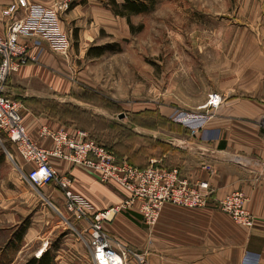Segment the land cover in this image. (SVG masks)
Masks as SVG:
<instances>
[{"label":"crops","instance_id":"crops-1","mask_svg":"<svg viewBox=\"0 0 264 264\" xmlns=\"http://www.w3.org/2000/svg\"><path fill=\"white\" fill-rule=\"evenodd\" d=\"M28 1L44 7L69 2V10L61 15V27L71 42L68 51H73V37L79 58L94 46L101 32L112 35L113 12L101 1ZM11 2L0 0V12ZM3 32L0 14V36ZM28 54L34 61L8 78L6 96L22 104V122L29 137L39 147L51 149L53 142L49 137L40 136L41 128L65 129L69 133L75 130L43 113L32 114L24 108V101H54L81 111H86L89 105L83 100V84L71 78L67 55L54 53L40 42L32 43ZM253 76L252 87L228 82L223 89L206 88L196 96L192 93L189 102L176 99L174 103L178 102L180 108L189 103L191 110L178 113L189 116L205 111L202 106L208 95L220 96L221 104L209 110L211 117L201 129H190L171 119L172 110L177 106L163 103L155 107V101L149 100L142 101L141 109L131 111L140 116L136 117L141 119L140 124L133 116L136 120L128 121V113L120 123L113 121L114 126L121 125L126 131L136 132L151 146V149L132 147L130 143L116 141L111 150L117 160H126L138 169H145L152 160L159 168H175L182 178L197 184L200 191L209 195L208 206L201 209L164 205L151 228L133 211L119 213L103 224L112 238L130 248L146 251V264H264V128L261 126L264 72L254 70ZM94 92L107 97L101 91ZM94 110V114L101 116V111ZM11 148L17 154L14 147ZM50 163L60 177L70 179L73 193L95 211L117 205L125 197L117 185L103 184L96 171L61 159L52 158ZM20 191L4 202L0 194V234L5 237L0 249L2 257L10 264H26L42 256L48 264L90 263L91 254L78 235L85 238L84 225L67 214L61 191L53 186L45 187L40 195ZM233 192H242L247 198L252 227L235 224L217 209L218 202ZM25 220L29 221L28 226L23 223Z\"/></svg>","mask_w":264,"mask_h":264},{"label":"rangeland","instance_id":"rangeland-1","mask_svg":"<svg viewBox=\"0 0 264 264\" xmlns=\"http://www.w3.org/2000/svg\"><path fill=\"white\" fill-rule=\"evenodd\" d=\"M91 1H101L113 12L112 35L101 32L90 47L104 50L99 57H93L94 51L79 58L73 37V51L67 52L71 78L83 84L82 96L89 108L81 111L47 100L24 101L23 106L64 127L85 131L109 149L116 141L151 149L136 132L113 124L120 123L119 116L127 113L128 121L137 119L135 122L140 124L141 119L136 118L140 116L131 111L141 109L142 101H155V107L163 103L177 106L171 113L175 120L178 113L191 110L189 103L178 107L176 99L189 102L192 93L196 96L206 88L223 89L228 82L252 87L254 70L264 72V0H130L137 5V13L120 8L124 0H114L117 7L111 5L112 0ZM94 109L101 111V116L94 114ZM21 164L19 155L0 132L3 202L20 190L40 195L44 189L37 192L30 187L23 178L26 171L21 170ZM28 222L23 221L26 225ZM0 236L1 249L5 237ZM1 253L0 264H10Z\"/></svg>","mask_w":264,"mask_h":264},{"label":"built area","instance_id":"built-area-1","mask_svg":"<svg viewBox=\"0 0 264 264\" xmlns=\"http://www.w3.org/2000/svg\"><path fill=\"white\" fill-rule=\"evenodd\" d=\"M69 8L67 1L44 7L28 0H12L1 10L4 32L0 36V132L22 160L25 169L21 170L26 171L22 173L23 178L32 189L38 192L53 186L61 191L67 214L76 223L84 225L85 238L78 235L89 250L93 264H146V251L130 248L112 238L103 224L119 213L133 211L147 228H151L164 205L201 209L208 206L209 195L200 191L197 184L182 178L175 168H159L152 160L145 169H138L126 160H117L110 149L82 130L69 133L65 129L50 131L41 128L40 136L49 137L53 142L51 149L41 148L25 130L22 104L6 96L8 78L34 61L28 54L32 43H44L50 51L66 57L70 40L61 27V15ZM220 104V96L210 94L204 113L178 114L175 121L190 129H201L211 117L209 110L217 109ZM261 126L264 128V116ZM52 158L98 172L103 184L113 183L123 190L124 199L106 210H93L73 193L70 179L57 174L50 163ZM246 203L247 198L242 192H233L220 200L216 207L235 224L250 228L253 217Z\"/></svg>","mask_w":264,"mask_h":264},{"label":"trees","instance_id":"trees-1","mask_svg":"<svg viewBox=\"0 0 264 264\" xmlns=\"http://www.w3.org/2000/svg\"><path fill=\"white\" fill-rule=\"evenodd\" d=\"M111 2V5L112 6H115V7H117V4L115 3V1L114 0H112V1H110ZM120 8H122V9H124V10H131L132 12H139L138 11V9H137V5H134V1H130V0H124V4L120 7ZM115 15H121L122 16V14H120V13H115ZM95 51V53H94V55H93V57H99V56H101V54H102V52L104 51L103 49H99V48H95V49H89L88 51H87V56H89L92 52H94ZM109 149V148H108ZM111 150V149H110ZM112 151V150H111ZM113 152V151H112ZM114 153V152H113ZM115 155V154H114ZM44 256H42L39 260H37V259H31V260H29L26 264H48L47 262H45V260H44V258H43Z\"/></svg>","mask_w":264,"mask_h":264},{"label":"water","instance_id":"water-1","mask_svg":"<svg viewBox=\"0 0 264 264\" xmlns=\"http://www.w3.org/2000/svg\"><path fill=\"white\" fill-rule=\"evenodd\" d=\"M124 115H120L119 118L122 119Z\"/></svg>","mask_w":264,"mask_h":264}]
</instances>
